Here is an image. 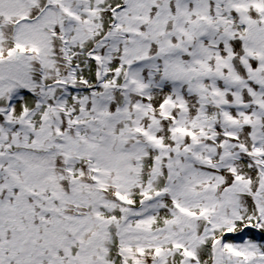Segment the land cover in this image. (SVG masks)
I'll list each match as a JSON object with an SVG mask.
<instances>
[{"label": "snow or ice", "instance_id": "6c2138e0", "mask_svg": "<svg viewBox=\"0 0 264 264\" xmlns=\"http://www.w3.org/2000/svg\"><path fill=\"white\" fill-rule=\"evenodd\" d=\"M0 264H264V0H0Z\"/></svg>", "mask_w": 264, "mask_h": 264}]
</instances>
